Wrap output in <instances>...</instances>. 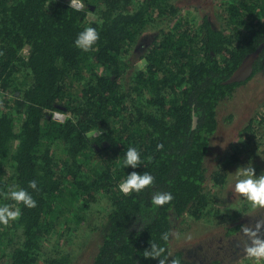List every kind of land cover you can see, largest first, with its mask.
<instances>
[{"label": "trees", "instance_id": "16d2710c", "mask_svg": "<svg viewBox=\"0 0 264 264\" xmlns=\"http://www.w3.org/2000/svg\"><path fill=\"white\" fill-rule=\"evenodd\" d=\"M177 1L0 0V204L14 203L3 195L12 185L36 180L39 189H28L35 208L20 204L21 216L0 225V264H73L65 246L83 237L95 244L85 248L89 264H158L145 257L152 242L182 264H203L170 250L175 220L218 226L226 237L238 231L249 204L220 211L212 188L228 187L243 147L259 152L263 112L207 161L220 109L264 74V0H222L216 26L208 17L192 23ZM89 26L100 39L83 52L74 41ZM150 26L158 30L139 69L130 58ZM260 45L252 75L226 84ZM129 147L142 153L137 169L122 165ZM132 171L152 174L154 187L122 194ZM154 191L174 199L153 206Z\"/></svg>", "mask_w": 264, "mask_h": 264}, {"label": "rangeland", "instance_id": "374dc122", "mask_svg": "<svg viewBox=\"0 0 264 264\" xmlns=\"http://www.w3.org/2000/svg\"><path fill=\"white\" fill-rule=\"evenodd\" d=\"M222 0H178L177 3L182 8V14L185 12L189 15V20L192 23L198 24L203 17H208L213 24L219 25L221 16L218 14V4ZM222 5V4H221ZM223 6V5H222ZM223 8V7H221ZM89 20H93L92 17ZM149 31L146 32L142 39H139L135 47V53L132 54L131 62L137 68L142 69L145 61L142 59L145 49L150 45L151 39L156 35L158 28L150 26ZM249 88L245 91L239 90L227 104L220 109L219 116L221 117L219 129L212 139V153L208 156L207 165L211 167L216 158L219 160L227 150V146H235L239 140L240 130L244 123L249 120L254 113L264 115V74L255 78L249 84ZM233 115L230 123H226L223 118ZM99 131L91 132L90 135H97ZM240 138L245 139L244 136ZM244 151L239 157L240 160L233 165L229 173V185L225 189L212 188L218 194L221 200L219 203V210L225 209L234 210L243 207V201L239 200L231 191H228L231 184L235 182L234 173L240 166H245L249 162L252 163L256 169L257 175L264 172V144L256 152L254 156L251 147H243ZM217 160V161H218ZM210 184V183H209ZM246 212L241 215L238 221L240 227L235 234L226 237L224 229L218 226L214 228H206L201 222L194 223L191 220L181 219L173 222L172 238L170 250L184 251L190 256L201 257L203 264H208L210 261H218L220 264H254L244 256L243 247L247 241V237L242 233V227L255 225L257 220L264 219V209H253L250 205L245 207ZM257 215V216H256ZM220 236H222L220 238ZM94 241L86 237L75 239L71 244L66 245V249L72 254L73 264H89L88 260L92 251L85 250L86 247L94 249ZM86 244V245H85ZM199 249V250H198ZM189 256V257H190Z\"/></svg>", "mask_w": 264, "mask_h": 264}, {"label": "clouds", "instance_id": "9594fccd", "mask_svg": "<svg viewBox=\"0 0 264 264\" xmlns=\"http://www.w3.org/2000/svg\"><path fill=\"white\" fill-rule=\"evenodd\" d=\"M99 39L100 34L96 28L89 26L78 33L74 45L83 52H89L93 50ZM157 147L162 149L163 145ZM142 163L141 151L136 147H129L122 161L123 167L137 169ZM234 177L235 182L230 185L228 191L253 209H264V172L257 175L256 169L249 162L245 166L238 167ZM154 185L155 177L149 172L132 171L119 183L118 188L122 194L129 196L133 193H142ZM28 189L39 191L37 181H29L27 188L12 185L4 192V199L14 203L0 204V225L7 226L21 216V208L18 205L23 204L29 209L37 206V201ZM173 199V194L169 191H154L150 202L153 206L161 207L169 204ZM242 233L247 237L243 247L244 256L254 264H264V219L257 220L252 227H242ZM169 238L168 233L161 236L163 241H168ZM145 257L157 259L158 264H182V258L168 254L167 249L156 242L150 243V248L145 251Z\"/></svg>", "mask_w": 264, "mask_h": 264}, {"label": "water", "instance_id": "95a60500", "mask_svg": "<svg viewBox=\"0 0 264 264\" xmlns=\"http://www.w3.org/2000/svg\"><path fill=\"white\" fill-rule=\"evenodd\" d=\"M262 45H260L255 51L248 54L236 70L231 74V76L225 81L226 84L232 83H241L246 81L253 73V64L256 59L259 57L261 52ZM196 123V119L194 118V125Z\"/></svg>", "mask_w": 264, "mask_h": 264}, {"label": "built area", "instance_id": "2783aa9c", "mask_svg": "<svg viewBox=\"0 0 264 264\" xmlns=\"http://www.w3.org/2000/svg\"><path fill=\"white\" fill-rule=\"evenodd\" d=\"M72 5H73V7H75V8H80V7H81L80 3L77 2V1H73V2H72ZM65 117H66L65 114L57 113V112H56V113L54 114V116H53L54 120H56V121H58V122H63V121L65 120Z\"/></svg>", "mask_w": 264, "mask_h": 264}]
</instances>
